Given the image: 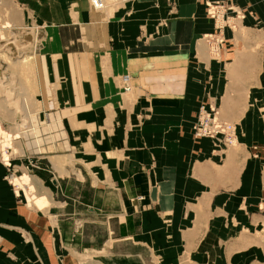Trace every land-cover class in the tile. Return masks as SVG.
<instances>
[{"label":"crops","instance_id":"obj_1","mask_svg":"<svg viewBox=\"0 0 264 264\" xmlns=\"http://www.w3.org/2000/svg\"><path fill=\"white\" fill-rule=\"evenodd\" d=\"M209 1L2 0L1 21L41 33L32 63L41 123L53 111L78 140L45 155L58 173L50 181L49 167L29 173L0 149V264H261L260 245L246 247L261 229L245 227L256 230L260 212L248 210L264 189V0H226L245 16L216 54ZM203 101L236 122L237 146L194 135ZM81 158L109 185L86 182ZM20 170L43 206L14 183Z\"/></svg>","mask_w":264,"mask_h":264},{"label":"rangeland","instance_id":"obj_2","mask_svg":"<svg viewBox=\"0 0 264 264\" xmlns=\"http://www.w3.org/2000/svg\"><path fill=\"white\" fill-rule=\"evenodd\" d=\"M113 0H106L107 5ZM226 1V0H225ZM2 0H0V3ZM231 4H235L229 2ZM238 5V4H235ZM5 25L6 27H3ZM41 33L35 27L29 29L25 27L11 26V23L1 21L0 18V149L4 153L6 164L11 161L10 155L6 152V148L14 149L16 154L20 155V164L24 169L32 171L33 168L49 167V181L52 177H57L54 170V165L50 157H45L47 154L73 152L71 147L72 140H78L77 136L67 132V129L61 120V116L49 111V125L42 124L43 115L39 112L38 99L36 96L35 78L33 71V57L38 50V38ZM29 57V58H28ZM234 122V121H233ZM237 129L236 122H234ZM217 142V141H216ZM220 144L219 142H217ZM239 144L238 139L235 143L224 145L225 150ZM76 150V143H74ZM67 150V151H66ZM250 153L254 156L255 148H250ZM258 155V154H257ZM51 160V161H50ZM81 163L84 164L90 171L86 174V182H94L99 179L102 184L109 185V181L105 180L104 174L93 173L94 160L81 158ZM73 160L64 158L65 165L76 166ZM62 161H59L61 164ZM71 162V163H70ZM98 163L105 164V160H97ZM70 163V164H68ZM264 171V158L260 161ZM64 166V164H63ZM28 168V169H27ZM70 168V167H69ZM13 176L15 184L24 188L21 190L26 200L29 201L32 197V202L39 206L46 203L45 198L40 197L35 185V178L31 172H22ZM19 173V172H18ZM63 170L62 174L66 177H76L75 174L69 173L66 175ZM61 174V175H62ZM78 174H80L78 172ZM61 177V176H60ZM103 177V178H102ZM264 185V173L261 174ZM95 179V180H94ZM108 182V183H107ZM49 186L50 183H49ZM26 191V192H25ZM50 191V190H49ZM93 190L87 188V197H90ZM101 195H109V190L99 191ZM247 194H249L247 192ZM250 195V194H249ZM52 198V197H51ZM262 202L255 207L249 208L248 212L253 214L260 212L261 219H252L249 223L256 227L254 231L249 225H246L247 234L249 232H260L261 237L256 240V244L251 241L246 242L247 248H252L254 245L262 249V262L264 264V189L261 194ZM52 199H49L51 203ZM261 226V227H260ZM253 237L250 238L253 240Z\"/></svg>","mask_w":264,"mask_h":264},{"label":"built area","instance_id":"obj_3","mask_svg":"<svg viewBox=\"0 0 264 264\" xmlns=\"http://www.w3.org/2000/svg\"><path fill=\"white\" fill-rule=\"evenodd\" d=\"M95 8H103L104 0H92ZM207 11L214 20V30L206 33L208 44H212L214 50L221 49L225 41V29L234 27L245 12L239 5L231 4L225 0L209 1ZM124 89L130 90V75L124 74ZM193 133L198 138L208 137L219 142L221 145H230L237 141L236 125L222 116L221 109L214 101H203L197 111V117L193 125ZM142 197V195H140Z\"/></svg>","mask_w":264,"mask_h":264},{"label":"bare ground","instance_id":"obj_4","mask_svg":"<svg viewBox=\"0 0 264 264\" xmlns=\"http://www.w3.org/2000/svg\"><path fill=\"white\" fill-rule=\"evenodd\" d=\"M105 1V5H104V7L103 8H105V7H107V2H106V0H104ZM91 3H92V5H93V7L95 8V6H94V4H93V1L91 0ZM103 8H96V9H103ZM206 42H207V40H206ZM207 44H208V42H207ZM208 47H209V50L213 53V54H216V53H218L219 52V50H214V47H213V45L212 44H208ZM29 58V57H28ZM131 88H132V86H131ZM131 88H130V90H131ZM127 91V90H126ZM234 123V122H233ZM235 124V123H234ZM237 139H238V135H237ZM33 198V197H32ZM31 198V199H32ZM31 199H29V201L30 202H32V200Z\"/></svg>","mask_w":264,"mask_h":264}]
</instances>
